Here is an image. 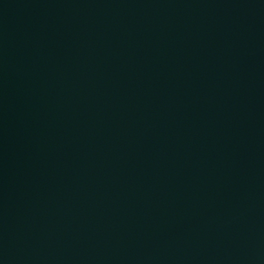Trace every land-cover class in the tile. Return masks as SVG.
I'll list each match as a JSON object with an SVG mask.
<instances>
[{
    "label": "water",
    "instance_id": "obj_1",
    "mask_svg": "<svg viewBox=\"0 0 264 264\" xmlns=\"http://www.w3.org/2000/svg\"><path fill=\"white\" fill-rule=\"evenodd\" d=\"M0 264H264V0H0Z\"/></svg>",
    "mask_w": 264,
    "mask_h": 264
}]
</instances>
